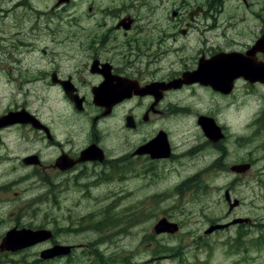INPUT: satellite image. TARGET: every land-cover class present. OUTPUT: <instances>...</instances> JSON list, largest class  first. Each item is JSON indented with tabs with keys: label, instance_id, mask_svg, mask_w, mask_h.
I'll return each instance as SVG.
<instances>
[{
	"label": "flooded vegetation",
	"instance_id": "flooded-vegetation-1",
	"mask_svg": "<svg viewBox=\"0 0 264 264\" xmlns=\"http://www.w3.org/2000/svg\"><path fill=\"white\" fill-rule=\"evenodd\" d=\"M138 6L89 7L85 22L74 13L65 34L46 32L61 53L52 51L38 70L16 69L21 84L42 81L46 98L68 113L33 107L21 87L0 108V225L10 227L0 237L1 253L20 250L5 247L8 231L49 229L34 244H47L38 261L67 258L75 244L53 255L62 244L55 227L64 220L48 209L59 206L65 184L90 199V188L106 185L111 174H190L177 189L218 191L227 208V218L207 224L219 226L211 234L234 229L226 241H253L251 230L264 227V217L253 213L264 201V0H138ZM0 69L14 78L10 67ZM256 90L262 96L254 106ZM230 99L241 104L236 128L223 118ZM130 161L136 168L128 173ZM174 162L184 170L168 168ZM240 187L249 189L247 201L237 195ZM242 207L247 213H238ZM66 221L75 228L74 219Z\"/></svg>",
	"mask_w": 264,
	"mask_h": 264
},
{
	"label": "rangeland",
	"instance_id": "rangeland-1",
	"mask_svg": "<svg viewBox=\"0 0 264 264\" xmlns=\"http://www.w3.org/2000/svg\"><path fill=\"white\" fill-rule=\"evenodd\" d=\"M56 2L57 0H0V66L4 71L10 67L15 73L13 79L7 80L0 69V108L10 102L14 92L21 87L30 91L29 98L33 107L45 105L43 110L51 112L52 115L68 113V110H63L62 102L46 98L42 81L33 80L21 84L16 69L31 72L38 70L44 62L48 63V58H53L52 51L61 53L62 45H58L56 40H50V35L46 32L65 34L66 28L71 27L74 13L85 22L82 12H91L95 8L117 11L139 8L138 0H67L59 5ZM89 7H92L91 11ZM51 18L55 23H48ZM33 21L39 22L38 25ZM39 27H43V30ZM114 32L121 36L120 31ZM7 38L11 41L8 42ZM42 48H46L47 52L43 53ZM64 52L66 49L63 48L62 58H65ZM261 96L262 92L256 90L254 106L261 100ZM253 99L246 101L251 104ZM228 101L231 105L225 108L223 118L230 128H236L240 126V120H243L238 106L240 103L237 99ZM66 128L62 127V130ZM233 131L236 130H230ZM249 133H254V130ZM107 137L105 134V138ZM110 139L111 137L108 140ZM134 164V161L128 163V173L135 171ZM172 167L184 170L179 162L168 166ZM126 175L127 180H124ZM187 175L190 174H111L106 185L94 184L90 188V199H86L87 196L81 188L74 187L69 182L59 190V206L49 208L48 212H54L58 219L64 220L60 227H55V238H58L61 245L75 244L72 254L67 258L41 262L37 259L38 253L47 244L33 243L34 246L30 245L17 252H0V264H264V245H257V241L264 238L259 235L261 228L251 230L256 236L255 239L242 242H253V246L242 250L239 245L235 248L226 243L229 242L226 237L234 229L204 234L207 224L215 223L217 218H227V208L219 199L218 191L217 195L214 191L190 193L186 185L177 189L179 178ZM145 181L148 184L145 185ZM157 188L159 192L156 191ZM240 188L237 195L246 197L247 201L250 196L249 189ZM119 194L123 195L118 196ZM97 195L104 198L95 201L94 197ZM49 204L41 205V209ZM258 206H264V201L256 203L253 213L255 212L257 219L264 217V207L257 209ZM245 212L247 213V209L242 207L238 213ZM68 218L75 220V228L70 229L67 226ZM159 219L176 222L179 225L178 230L173 233H154L153 225ZM9 228L0 225V237ZM202 234L203 237L200 238L199 235ZM160 246L178 249V253L175 256L166 255L158 251Z\"/></svg>",
	"mask_w": 264,
	"mask_h": 264
},
{
	"label": "water",
	"instance_id": "water-1",
	"mask_svg": "<svg viewBox=\"0 0 264 264\" xmlns=\"http://www.w3.org/2000/svg\"><path fill=\"white\" fill-rule=\"evenodd\" d=\"M62 1H66V0H58L57 4L62 2ZM14 114H16V113H10L9 115L11 116ZM9 115H7L6 117H8ZM83 152L85 153L86 150H84ZM83 152L81 154H83ZM153 229L157 233L164 232V231L173 233L177 230V224L172 223V222H168L166 219H160L155 224ZM212 229H214V228L213 227L209 228L210 231ZM209 230H207V231H209ZM49 235H50V232L46 231V230H37V231H32V230H28V229L10 230L6 233V235L2 239V241L6 243V245H5L6 248L14 250V249L23 248L24 246H27V245L36 243L38 241H41V240L45 239L46 237H48ZM69 249H70L69 246H58L54 249L55 251L53 253H55V254H53V255L67 253L69 251ZM41 256H43V255H41Z\"/></svg>",
	"mask_w": 264,
	"mask_h": 264
},
{
	"label": "trees",
	"instance_id": "trees-1",
	"mask_svg": "<svg viewBox=\"0 0 264 264\" xmlns=\"http://www.w3.org/2000/svg\"><path fill=\"white\" fill-rule=\"evenodd\" d=\"M262 229V234L264 233V227L261 228ZM236 242V243H235ZM264 245V238L262 239V241H257V245ZM238 245L240 246L241 250L242 249H246V248H249V247H252L253 246V242L251 243H245V242H242V241H239V240H235L234 242H229V246L230 247H235L237 248ZM158 251H162V252H169V253H172V254H177L178 253V249H166V248H163L162 246H160L158 248Z\"/></svg>",
	"mask_w": 264,
	"mask_h": 264
}]
</instances>
